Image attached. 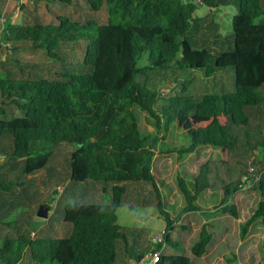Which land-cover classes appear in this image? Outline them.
Segmentation results:
<instances>
[{"label": "trees", "instance_id": "16d2710c", "mask_svg": "<svg viewBox=\"0 0 264 264\" xmlns=\"http://www.w3.org/2000/svg\"><path fill=\"white\" fill-rule=\"evenodd\" d=\"M198 5L233 6L231 34L217 33L212 14L196 16ZM20 10V22L10 15L0 22V139L10 138L8 154L21 159L26 178L46 175L44 191L35 181L0 178V200L26 210L62 182L80 187L56 208L66 236L36 235L25 226L29 215L17 214L14 225L0 216V231L17 230L0 234V264H19L26 253L37 264H133L152 246L182 249L173 225L202 211L197 201L207 200V190L220 196L203 212L207 220L239 218L232 198L246 180L259 201L240 236L260 220L264 248V0H27ZM134 106L152 132L139 130ZM171 131L187 144L170 146ZM156 153L187 158L177 177L185 202L178 212L153 173ZM123 206L154 208L163 241L153 245L145 228L121 225ZM208 226L190 247L195 258L213 238ZM156 264L192 262L162 254Z\"/></svg>", "mask_w": 264, "mask_h": 264}, {"label": "rangeland", "instance_id": "374dc122", "mask_svg": "<svg viewBox=\"0 0 264 264\" xmlns=\"http://www.w3.org/2000/svg\"><path fill=\"white\" fill-rule=\"evenodd\" d=\"M198 1L199 0H194V2ZM26 2L27 0H6L4 4L3 1L2 4H4V7L2 13L0 12V22L2 23L1 19L8 15L11 16L13 22H20V5L25 4ZM207 14H212L211 16L215 24L218 25L217 33H219L222 38L231 34L232 19L236 14L235 8L233 6L219 8L217 12H214L204 6H197L195 11L196 16L203 17ZM146 63L147 53L145 52L138 64L139 66H143ZM224 80L227 82V85L231 84L230 77L225 76ZM165 86L167 87L165 88ZM170 87L171 83L166 84L162 90L167 92ZM134 113L137 116L139 130L142 133L152 132L153 128L146 123L145 113L142 112L138 106H134ZM166 141L170 146L177 148L181 145H186L188 142L183 137H178V134L175 131H171V133L168 134ZM10 151V138L3 136L0 139V178L4 181L25 183L26 185L29 184L28 181H30V179H33L38 183V185H42V180L46 173L41 172L30 177V179H27L23 175L21 159L12 158L10 154H8ZM207 151H209V149L205 152ZM209 153H211V156H215V152L209 151ZM186 163L187 158L178 159L175 153L169 155L156 153L153 160V173L164 182V187L162 188L163 197L169 203L173 204L175 212L180 211L185 206L184 198L178 189L177 177L186 170ZM58 179H61V177ZM58 187L63 188L64 191L66 188V192L68 193L65 194V197H67L65 200H62L63 203H66V201L70 200L69 193L80 186L76 187L74 184H69V182H62L61 186ZM58 187H53V190L49 194L44 192L40 193V198H43V204H36L33 208L26 207V210L23 209L22 205H19L18 203H16V205L12 204L9 206L10 209L0 212L1 218H4L6 222L10 221V223L14 225L18 220V218H15L17 214H22L24 216L29 215L30 219L27 220V222H24L26 223L25 226L29 225L28 228L38 229V231H36V235L40 233H50L54 236H66V230L63 228L61 214L57 212L59 209L53 214L51 221L49 220L48 227H42V223H45V221L37 218L41 217L39 214H43V208L46 207L47 204L53 206V201L56 199L58 200L59 196L62 197L64 191L62 193L59 192ZM206 193L208 194L206 196L207 200H202L199 198L197 201V203L201 206L202 211L184 214L170 230L172 239L179 242L182 245V249L177 250L166 245L163 248V254H179L188 256L191 259L192 264H228V259L232 260L230 264H264V248L262 246L263 226L261 221L257 220L254 222L250 226L245 237L242 238L240 236V223L248 219L253 213L256 204L259 201V192L253 187H249L238 191L234 195L232 201L236 204L237 210L239 212V218L236 219L227 214H221L212 217L210 220H207V217H205L203 212L209 211L214 206L218 205L220 196L217 197V193L216 195L215 193L212 194L209 192V190H207ZM80 195L81 192H79V194H75L76 201L71 204L80 202L79 200L83 198L82 196L79 198ZM30 197L34 198L36 196L30 195ZM25 203L28 204L27 200ZM39 208L42 210L40 211ZM47 215L48 214L46 213L45 216ZM117 217L118 222L121 225L128 227L132 226L133 228H145L144 230H147L149 235L158 234L160 231L165 229L164 221L159 218L157 211L152 207L145 208L140 206L131 210L123 206L117 209ZM204 223H209L208 230L213 233V238L208 246L207 252L202 257L195 258L190 253V247L197 239L198 232ZM16 232L17 230L12 228L7 231H0V234L2 236L8 234V236H11ZM29 257L30 255L26 253L19 264H37L32 261L30 262L29 259L31 258Z\"/></svg>", "mask_w": 264, "mask_h": 264}, {"label": "built area", "instance_id": "2783aa9c", "mask_svg": "<svg viewBox=\"0 0 264 264\" xmlns=\"http://www.w3.org/2000/svg\"><path fill=\"white\" fill-rule=\"evenodd\" d=\"M249 187H251V183L249 182V180H246L244 185H242L241 190ZM61 190L62 188L58 187V191ZM164 234L165 230H162L158 234H155L152 239L153 245L161 243L163 241ZM154 247L155 246H152V248L147 251L139 261L134 262L133 264H156L159 261L160 256L163 254L164 246L159 250L155 249Z\"/></svg>", "mask_w": 264, "mask_h": 264}, {"label": "crops", "instance_id": "0c3cea01", "mask_svg": "<svg viewBox=\"0 0 264 264\" xmlns=\"http://www.w3.org/2000/svg\"><path fill=\"white\" fill-rule=\"evenodd\" d=\"M37 175V174H36ZM33 176H35V175H33ZM30 177H32V176H27V179H30ZM44 177H45V175H44ZM44 177H43V180H42V185H38V183L36 182V184H37V186L39 187V189L41 190V191H44V184H43V182H44ZM30 181H35V180H33V179H30ZM61 186V185H60ZM58 187V186H57ZM56 189V188H55ZM65 190H66V188H65ZM64 191V189L62 188V190L61 191H59V192H63ZM51 191H49V192H47V194H49ZM65 197V191H64V194L62 195V197H60L59 196V198H58V200L56 199V200H54L53 201V206H50V205H48L47 204V206L46 207H44L43 209H45L46 211H47V216L46 217H37V218H40V219H42V220H44L45 221V223H42V227H45V226H47L48 227V222H49V217H51L52 218V216H53V214H54V211H56V208L57 207H59V203H60V201L63 199ZM3 199H1L0 200V204H1V206L2 207H5V208H7V207H9V206H11L13 203H11V201H9L8 199H5V200H3ZM42 204L44 203V202H41ZM41 203H39L40 205H41ZM38 204V205H39ZM50 204V203H49ZM14 205H16V203H14ZM10 209V208H9ZM53 209V210H52ZM51 210V211H50ZM53 211V212H52ZM51 220V219H50Z\"/></svg>", "mask_w": 264, "mask_h": 264}, {"label": "water", "instance_id": "95a60500", "mask_svg": "<svg viewBox=\"0 0 264 264\" xmlns=\"http://www.w3.org/2000/svg\"><path fill=\"white\" fill-rule=\"evenodd\" d=\"M169 83H171V81H169ZM166 87H167V86H165V88H166ZM39 210L41 211L42 209L39 208ZM42 213H43V214H39V216H41V217H46L45 215H46L47 211H46L45 209H43Z\"/></svg>", "mask_w": 264, "mask_h": 264}]
</instances>
